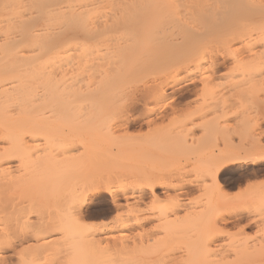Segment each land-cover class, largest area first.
<instances>
[{
	"label": "rangeland",
	"instance_id": "374dc122",
	"mask_svg": "<svg viewBox=\"0 0 264 264\" xmlns=\"http://www.w3.org/2000/svg\"><path fill=\"white\" fill-rule=\"evenodd\" d=\"M115 1L111 2V0H108V1H103L104 2L103 3L101 0L100 2L103 4H100V5L97 4V8H100V9H95V12H96V10H98L97 11L98 13H96V14H98V16L93 17V18L98 17V19L99 18L102 19L100 22L104 25V27H106V32L108 34H106L104 37H102L103 39L105 38L104 40L99 39L100 40L99 45L101 43V40L103 41L102 44L100 45V48H102V49H100L98 47L101 55L98 52V54H99L98 57H100V58L97 59V57H96L97 61L95 59H93L98 64H96L93 61L94 65H92V63H90L92 61H90L89 66L92 65L91 66L92 68L91 67H90L91 69L87 68L91 71H94L96 69L97 72H99V70H100V72L108 71V68H109V70L111 68V70H110L111 73L112 74H113V72L115 73L113 75H110L108 78L111 81L112 87L109 86L110 85L108 83L109 80H108V82H106L104 84V86L105 85H108V86L107 87L103 86L104 88L102 87V89L100 87H96V86L91 87V89L93 88V92H94V90H95V92L99 91V94H104L105 88L110 89V91H111V89H113L112 93H114L113 92L114 90L116 92L114 94L115 95L114 97H116V99L114 98L115 100L114 99L112 100L110 98L112 101H115V103L114 102L110 103L112 107L110 106V104L105 105V106H109L108 109L106 108L108 111H109V109L114 108L113 111L112 110L109 111V113L112 111V114H114L109 118L110 123H109V126H107V128L110 129V130L108 129L109 132H108L106 126L103 128V132L106 130L108 132L106 134V136L110 135L108 137L109 139L108 138H101L99 136V133H97V134L94 133V132H97L95 129L86 128L87 126H83L84 130L81 129L82 127H80L81 131H80L78 126H77L78 127L77 129H76V127H74L73 128L74 130L71 128L67 129V127H65V128L62 127L63 131H60L62 129L59 127L58 128L60 130L57 128L51 127L52 129H55V131L49 132L47 130V132H45L44 135L42 134L41 137L44 138L46 136H48V137L51 136L52 138L59 140V141L56 140V142H61L60 138L61 139L64 138V140L67 138L66 140L68 142L69 141L70 142L68 143L67 141H65V142H67L66 143L67 145L65 144V142L63 143V145H66L64 147L65 149L63 147H62L63 149L62 148L60 149L58 147V150L57 149L53 150V152L50 153L48 148H47L48 150H45L46 148L40 147V149L38 148V151L35 150V148H34V150H35L34 151L33 147L32 148L30 147L31 150H33V153H30L32 156L28 155V156H31L30 159H28L29 157H25L23 155L24 154L23 152H26L27 149L29 150V147L26 148V147L22 146L23 149H21L22 147H18L17 144H15V146L12 147V149L17 152L16 153L17 158L16 157H14L15 159L12 158V161L10 160V162L8 163V164L12 163L14 166L10 170L11 173L8 172V174L6 175L7 180L4 179L5 177L3 178V180L1 178V180H2V183L4 181V184H5V181H7L6 184L8 183V185H9V182L12 181L11 182L12 188H11V185H9L10 188L9 187L8 188H9V190L13 189V184H14V190H10V193H9V190H6L3 188V186L5 187L6 184L2 185V187L0 186L1 189H3V191L5 190L4 192L0 191V254L2 253L3 255L2 254L1 255L4 257H5V254L7 257L9 256V258H7V257H5V258L8 259L10 264H17V263L23 264L22 263V262H24L23 259L26 260L25 262L27 264H37V263L38 264H62L61 260L65 259V257H63V255H62L63 253L61 254L58 251L59 248H61L58 246L59 245L58 242L68 240V239L59 237V236H62L61 233L49 234V236H47L43 239L42 238L40 239V240H44V239L45 240H51V238H52V240L53 239L54 240L59 239V241L57 243H54L55 246L52 245L53 243L51 244V246H54V248L52 249L54 251L50 250L51 252H49V253L39 254L40 255L38 257L39 259L37 258L38 260L35 261L34 263L30 262V261H32L30 259L31 256L29 258H28V256L30 254L32 255V251H30V250H33V248H35L32 246V244L35 245V243L37 242L36 239H38V238L33 236V235H32L33 237L30 236V238H28L29 237V235H28V237L25 238V240H27V241H24L22 239L23 238L22 235L24 234L23 230L25 232H27V230L32 229V227L34 225L33 221H37V222L40 221L41 217L39 215V213H40L39 211L45 210V212H43V213L41 212L42 217H45V213L48 212L44 219H50L51 214L54 212V209H55L54 207H56V209H57V206L55 203H51L50 204L51 207L48 205V206H46L45 209H43V206L37 205V203L41 204L40 201L43 200V196L46 195V196H50L49 198H51V196L56 192L57 188L55 185H53V183L52 184L46 183V187H45L44 182H45L47 177H50V175H48V174H50V172H52V171H49L48 169H51V168H52L51 170L55 169L56 166L58 165V162L62 161V158L64 159V157H65L64 155L67 154L66 153L67 147H69V149L67 148V151L76 147L77 152L81 151V153L85 152L86 154H92V153H94V151H97L99 149V147H102L103 150L106 151V153L109 151V152H111V154L115 153V155L117 157L122 156V158H123L121 160L122 164L120 167H119V165L117 167V168H119V170L121 168V172H123L122 173L123 176L122 175H120V176H122L123 177L122 179H124V177L128 173L127 176H130V178L132 177L131 179H132V181L134 180L133 183L137 186V188L138 187H144L145 188L144 191L146 192V194H145L146 196H144L143 198L138 199L136 196H134L130 200L131 203L133 204L131 208H132L133 214L135 216V219L133 221L134 222L133 225L128 227L127 229L116 228V229H118V230L115 229L116 231L111 230L112 228H110V227H112V224H114L113 221H115V220L117 221V220L121 219V217L123 218L128 213V207L125 204L126 203L125 200L123 198L121 199V202L123 205L119 206L122 208H119V207H116L114 205V203L111 200V195L107 191H104V192L102 191L98 195L97 194L96 195L90 194V196L87 200V203L88 202L89 203L87 204L88 206H86L88 208H85L86 213L84 215V218L81 220V224L83 223L85 227L81 228V230L79 231L80 233L83 231L81 236L78 235L81 239L79 237H77V238L82 240V237H83L84 238L83 240H89L90 237H89V239H87L86 237H88V235L91 236L92 233H95V236H96L95 238H97L95 240H98V239L108 240L109 238L108 239L106 238L108 235H111V236L115 235V237H116V235L119 234L118 240L119 239H120V241L129 240L130 242L129 241L127 242V243H129V247L127 250H123L122 253L121 252H117L116 254L113 253L114 254L113 256H112V254H110V256L114 260L115 259L117 260V262H119L118 259L120 257H123V256L125 257V255H126V257H128V255H130L129 259L131 258L132 261H129V262L131 264H139V263L145 264V262H144L145 259H146L145 261H149V262L151 261L152 262V260H156V258H157L159 264H162V263L163 264H172V263L174 264V262L171 260V258L173 257V255L178 253L176 251H179V249H178V242H172V239L173 240H179L181 236L182 237L184 236V238H181V240H187V238H186L187 236H185V235L189 234L190 231H192V232H190L192 234L193 231L195 230V227L190 228L191 230L185 229L187 231V232H184V233H186L185 235H182V234L181 235L179 234V236L177 235L179 239L177 237H175V238L171 237L170 238V237H167L165 235V232H164L165 228H163V226L165 227L166 222H168V220L173 219L177 216L178 217L181 216V220H186V217H187V219H189V218L193 217V214H194V216H196L199 212L202 211V209H204V210L201 212V214H200L201 216H202L203 212L206 210H207V212L210 213L208 215L205 212V214L208 215V217L215 218L219 214V213H217L220 210L219 209L220 206L218 204H216L214 202H212V203L210 202L211 205H209V206H211V207L208 208L209 206L206 205L207 203H205L208 200L207 197H209V196L211 197V196H213V194H216L220 191L219 188L217 187L216 182L213 179V175H212V170H214V167L211 164L213 162V158L220 153H224L225 151H226V154L228 153V156L231 155L229 157L236 156V155H242V154L244 155L246 153V151H250V149L252 150L254 147L260 146L261 144L264 145V137H263L264 136V80H263L264 79V77H263L264 76V74H263L264 73V53H263V51H264V39L262 41V38H264V36H262V35L264 33L261 32L262 29L259 30V28L258 29L256 28V27H262L261 23H263V26H264V0H254V1L251 0L253 2V4H252L253 6H251V3L249 2L250 0H231V1H234V3L237 2L236 4H234L233 2L229 3L228 1H230V0H227V1L226 0H219V1L218 0H208L209 2L206 0L207 3L205 2L206 4H204V3L203 4L204 5L208 4L209 7H206V6L204 7V5L199 4V3H202V1L204 2V0H202V1L200 0L199 3H198L199 0L198 1L197 0H189V1L185 0L186 3L183 0V2L181 1V4H183V6L181 4H179L180 3L179 0H177L179 3H177V1L174 2L175 0L173 2L171 1L173 4L170 2V0H169V3H168V0L167 1L166 0H162V1L155 0V1H152L153 3L149 2L151 0H149V1L147 0L148 3L146 0H144L146 3L143 2V0H142L140 3L138 1V3L140 5L138 3H136L135 6H134V2L132 0H130L131 3L128 0H119L118 2H115ZM123 1H124L125 6L123 4ZM165 1L167 2L166 4H165ZM191 1L194 4H192ZM195 1L197 2L196 4H195ZM224 1L227 3L225 4ZM258 1L262 6L261 11L257 12L255 10L256 13H253L254 9L251 8V10H252V11L250 10L252 12L251 13L249 11V9H247L248 7H246V6H248L250 4L249 6L254 8L255 5L258 4L257 3ZM135 2H137V1H135ZM160 2H162V3H160ZM254 2L256 3L255 5H254ZM106 3H109V4H106ZM175 4H177V6H175ZM197 4H198V6H197ZM238 4L242 7V9L239 7ZM105 5H106V7H105ZM180 5L183 8H181ZM194 5H196V7H198L197 9L195 8V10H197L196 12H192V10L194 9ZM235 5H236V7L234 8ZM242 5L244 7H246V9L244 8L245 10L243 9ZM136 6H138V7L136 8ZM139 6H140V8H139ZM142 7L144 9H141ZM168 7H172V9L171 8L167 9ZM173 7H175V9ZM186 7H188V8H186ZM189 7L190 8L192 7L193 9H190ZM102 8H105L104 11ZM113 8L115 10H113ZM126 8H127V10H126ZM155 8H158L159 11H158V9L155 10ZM165 8H166V10H165ZM179 8L182 9L184 14L182 13L180 15V13L182 11L180 10V13H179V10H178ZM200 8L203 10H200ZM134 9H136V10H134ZM170 9L174 10V12L170 11ZM99 10H101L100 11L101 13L99 12ZM160 10H164L167 13V15L163 14V12ZM167 10H169V11H167ZM195 10H193V11H195ZM199 10L201 12H198ZM204 10H206L207 12L206 11L203 12ZM243 10L246 11L247 13L249 11V13L251 15L257 14L258 16L257 15L251 16L250 14L245 13ZM130 11L133 13V15H132V13H130ZM177 11H178V13H176L177 14L176 15L175 12H177ZM262 11H263V13H262ZM91 12H92V10H90L89 14ZM95 12L94 13L92 12V13L95 14ZM157 12H159V14ZM187 12L189 14H187ZM224 12H226V13H224ZM233 12H235V13H233ZM259 12H261V13H259ZM141 13H142V15H141ZM168 13H169V15H168ZM194 13H196V14H194ZM99 14H102V16ZM130 14H131V16H130ZM154 14H155V16H154ZM170 14L175 15L176 17L175 16L172 17V15H170ZM90 15L92 16V14H90ZM139 15H141V16H139ZM151 15L154 16L155 18L152 17L153 18L152 19ZM188 15H190V16H188ZM126 16H128V17H126ZM146 16H147V18H146ZM166 16H168V17H166ZM124 17H125V19H124ZM256 17H258V18H256ZM93 18H92V21H93ZM133 18H135V21L137 20L136 23L132 22ZM172 18H173V21H172ZM215 18H217V20ZM126 19H127V21H125ZM149 20H151V21H149ZM156 20H158V21H156ZM167 20H168V22L170 21L173 23H170V22L168 23ZM185 20H186V22H185ZM197 20H198V23H197ZM94 21H96L97 23L99 22L97 19ZM174 21H176V22H174ZM179 21L181 23H179ZM96 22H94V24H96ZM100 22L96 25H100L101 24ZM145 22H147V23H145ZM106 23L110 24L109 27L105 26ZM123 23L124 24L127 23V24H125L127 28L125 27V25ZM149 23H151V24L149 25ZM189 23H190V26H189ZM213 23H214V25H213ZM146 24H148V26ZM178 26L179 27L182 26V27L179 28ZM254 27H255V29H254ZM155 28L158 31H156ZM173 28H174V30H173ZM196 28H199V29H196ZM111 29H113V30H111ZM114 29H115V31H114ZM192 29H195V30H192ZM236 29H238L237 31H239V32H241V30H242L243 33L246 32L243 30H247L245 36H243V33L242 34L240 33L241 36H243L245 40H243V37H242V39H240L241 38L240 37V38H238V41H236L237 38L233 36L234 33L239 34V32H237ZM182 30H183V32H182ZM203 30L204 31L206 30V31L204 32ZM233 30H234V32H233ZM255 30H257V33L255 32ZM258 30H259V32H258ZM110 31H111V33H110ZM190 31H192L193 33H191ZM196 31H198L197 33H199L203 37L200 36L198 38V36H197V38L195 39L196 35H198V34H194V32H196ZM199 31H201V32H199ZM229 31L231 33L232 32L233 33L231 34ZM248 31H249V33H248ZM251 31H253L254 33ZM189 32L191 33L190 35H189ZM260 32H261V34H260ZM263 32H264V30H263ZM173 33H175V34H173ZM247 33H248V38H245V37H247ZM109 34H111V35H109ZM121 34L123 35V37ZM177 34H179V36ZM237 34H235V35H237ZM250 34L253 37H249ZM258 34H259V36L261 35L262 38L257 37ZM188 35H189L188 41H191L192 43L187 42L186 36H188ZM227 35L229 37L233 36V39L236 38V40H234L236 42L231 43L233 46H231V44H230L229 48L231 50H229V48L226 47L225 44L223 45V43L227 40L223 41L222 39H224V37L228 38ZM230 35H232V36H230ZM106 36H108V38ZM132 36H134V37H132ZM159 36L161 37V39H163V37L165 39V38H167V36H169L176 41L178 40V43L180 41V43L183 44V46H185L186 48L183 47L180 43H179V45H181V46L177 45L178 48L175 46L176 49H174L175 47L171 48V47L165 46L166 49L167 48L170 49V50H165V47L163 46V48H160L161 51L159 50L160 54L157 52L158 55H160V56L165 55V54L172 56L174 51L175 52H176V50L179 51V48H180L181 54L179 53L180 55H178V57L176 59L174 58L165 64L161 63L159 61L157 63V60L154 59L155 61L153 63L152 62L149 63L150 66L145 65L146 66V68H145V66L141 64V62H143L142 59L143 58L146 59L145 56H143V53H144V51H146L148 49V47L150 46L149 44H153V45L155 43H156L155 45L158 44V42H156L155 40L157 37H158V39H160ZM152 37L155 39H152ZM183 37H185L184 40H183ZM80 38L82 40V37H79L77 41H80L79 40ZM181 39H182V41H181ZM193 39H195V40H193ZM209 39L211 41H208V43L209 42H211V43L206 44L207 40H209ZM229 39L231 40L232 38H229ZM229 39H228V41L230 43ZM233 39L231 42H233ZM247 39L250 40V42L248 41L249 43L247 42ZM251 39L252 40L255 39V41H259V39H260L263 43L260 41L259 43H256L257 45H253L252 47H250V45H252L253 42H255V41L251 42ZM99 40H97V41H99ZM136 40L138 42H136ZM185 40H186L187 44L185 43ZM93 41L95 42L96 40H93ZM120 41L122 42V44ZM151 41L153 43H151ZM119 43H120V46H123L126 44L129 45V46L127 45V47L126 46L123 47V49L126 48L125 49L126 52L127 53L129 52V53L126 55V57H124L125 59H122V60H120L121 58L118 59V57H117L118 55L117 56L115 55V54H117V52L119 53V51H118L120 48ZM184 44H186V45H184ZM248 44L250 47L249 49H251L250 52L252 51V48L254 49V51L256 49V51H258L257 54L259 53L258 54L259 57H256V53L253 56L254 51H252L251 52L252 54H250V52H248L249 49L246 48L244 50V48L247 47ZM258 44H259V46H258ZM95 46L96 45L94 44L93 47H95ZM118 46H119V48H118ZM136 46L139 48H137ZM130 47H133V49ZM135 47L137 50L134 49ZM116 48H117V50H116ZM227 48L231 52H227L226 51ZM241 48H242V50H241ZM257 48H259V49H257ZM121 49H122V47H121ZM171 49H172V51L173 50L174 51L172 52ZM181 49L183 50L184 53L182 52ZM237 49H239V52ZM111 50H114L113 52L115 54L114 53L113 54L115 56L113 55V57H116L115 61H114V58L111 57V54H112ZM240 50H241V52H240ZM259 50H260V52H259ZM162 51H164V52H162ZM169 51L172 53H170ZM178 51H177V53H178ZM235 52H236V56H234ZM133 53L135 54V56ZM139 53H140V55H139ZM102 54H104V55L102 56ZM248 54H250V59H249ZM108 55H109V57H108ZM121 55H123V54H121ZM251 55L253 57H256V59L252 58ZM104 56H107V57H104ZM201 57H203V61H202ZM251 58L253 60L254 59L255 60L254 61L252 60L253 62H251L250 61ZM197 59L199 61L198 63H197ZM225 59H226V61L224 62V64L221 65L220 69L217 70V72H216L217 74L212 73L213 71H211V70L214 67V64H215L214 62L215 61L217 62L218 60L223 61ZM200 62H202L201 65H199ZM102 63H104V65H105V67L103 66L104 68L101 66ZM99 64H101V65H99ZM95 65L97 67H95ZM151 65H152V68H151ZM128 66H130V67H128ZM202 66L205 69H203ZM127 67H128V70H130V71L127 70ZM147 67H149V68H147ZM115 68H116V70H115ZM139 68H140V70L138 71ZM206 68H209V70H207ZM75 70H77V69H75ZM75 70H73V71L75 72ZM89 70H87L88 72L87 71L86 72L90 73ZM199 70L200 71L203 70L201 72L202 74L199 72ZM78 71L79 70L76 71L77 73L75 72L77 75H78ZM120 72H121V74H120ZM197 72L199 75L197 74ZM75 73H73L74 77L72 76L71 80L73 79L72 81L75 83V85H77L76 84L77 80H75V79L77 77L80 78L81 73L78 76ZM131 73H132V75H131ZM208 73L210 74V76L212 75V78L209 76L211 80L209 79V77H207L208 79L206 80V78H205V81H203L204 77L209 75ZM82 74H86V73L83 71ZM126 74L129 76H127ZM260 74L261 75L263 74V76H261ZM124 75L126 76V78H124L125 77ZM75 76H77V77H75ZM117 76H119V77H117ZM202 76H204L203 79H202ZM213 76H214V78H213ZM191 77H194L195 79L198 78L194 84L190 85V88L191 87L192 88L198 87L197 88L198 90L194 91V93L193 92L190 93L188 91V89L186 87H184L183 89H181V92H178L177 94H173L170 89H167L166 94L163 95L162 92L160 91L161 89L160 88L158 89V87H157L160 85L164 86L168 81H170V82L171 81H177L178 83L184 84V81H186V79H189ZM111 78H112V80L113 79L115 80V81L113 80L114 81L113 83H112ZM136 79H139V80H136ZM129 81H131V82H129ZM204 82H207V83L209 82V83L204 84ZM144 83H146V84H144ZM148 84H149V86H147ZM150 84L151 85L153 84V86L156 87L157 89L156 88L152 89V87L150 89ZM205 85H207L206 90H204V88H203V87H205ZM108 87H110V88H108ZM144 87L146 88V90L149 88L147 91H149L151 93V94L148 93L149 95L147 96L148 97L147 101H145L147 98L145 93L147 91L146 90L144 91ZM96 88H99L100 90H98ZM107 89H106V92L108 91ZM151 90H153V91H151ZM102 92H104V93H102ZM143 92H145V93H143ZM95 94H97V92ZM133 94H134V96H133ZM143 94L146 98H144ZM155 94H156V96H155ZM140 97L144 98V100L141 98L143 101H140L141 100ZM135 100L136 101L139 100V102H137L138 104L136 103V106L134 107L135 110L133 109V112H132V111L128 110L127 108H129L128 106H130L132 101H135ZM144 101L146 103L148 101L149 102L146 105H144ZM162 104L165 106L160 107ZM145 106H146V108H145ZM224 106L226 108H223ZM227 107H229V108H227ZM143 108L146 109L147 112ZM162 108H163V110H162ZM214 108H215V110H214ZM142 109L144 110V112H142L143 115L141 113ZM197 110H203V111H201V113L197 114V112H199ZM120 111H122V112H120ZM124 112L126 114H124ZM149 112H152V113H149ZM192 113L193 114L195 113L194 114L195 117H194V115H192ZM118 115H120V118ZM128 115L131 118H134V117L135 118L141 117V118L139 120H137L136 123H132V125L125 126L126 128L123 126L124 128L122 127L123 128L122 129L121 128L122 122L120 119H123V118H125L124 116H128ZM67 116L70 118V115H67ZM121 116L123 118H121ZM190 117H192V119ZM81 118L82 119L83 118H86V119L89 118L90 119V117H87V116L86 117L84 116ZM88 120H86L87 124L91 123V121H90L91 119L89 121ZM106 120H108V118ZM209 123H210V125H209ZM106 124H108L107 121L105 122V125ZM150 124H151V126H150ZM110 125H111V127H110ZM213 125H214V127H213ZM208 126H209V135L207 133L208 130H205L208 128ZM56 129L59 131L58 133L56 132ZM49 130H51V129H49ZM89 130L94 131V132L90 134ZM211 130L213 131L212 135H211V132H212ZM111 135H114V137L116 136V138L114 140L111 139V138H113V137H111ZM53 136H55V137H53ZM205 136L208 138H206ZM211 136H212V139H211ZM79 137H83V138L88 137L90 140L89 141L86 140L82 144L81 143L78 144V142H76L77 144L76 143L74 144L71 141V139H76ZM259 137H260V139H259ZM92 139L94 141L95 140L96 141L94 142ZM184 140H185V142H181ZM190 141H192V142H190ZM27 144H29V143H27ZM60 144L61 143H58V144L56 143V145H60ZM192 144L194 147H191ZM189 145L192 148V150L189 149L190 148ZM244 145H245V148H244ZM121 146H123V147L125 146V147L123 148ZM15 148H17V149H15ZM247 148H249V149L247 150ZM242 149H244V150L242 151ZM22 150H23V152H22ZM90 151H92V152H90ZM191 151H193V152H191ZM30 152H32V151H30ZM218 152H220V153H218ZM263 152H254V154L251 155V158L257 157L258 155H260ZM55 153H57V154H55ZM156 154H158V155H156ZM45 155H47V156H45ZM115 155H114V157L116 159L117 157ZM154 155L156 156L155 158H157V159L154 158ZM48 156H49V158H48ZM133 156H135V157H133ZM148 156L149 157L151 156V157L149 158ZM50 157H53V158H50ZM47 158L49 159V162L47 161L48 160ZM251 158H249V159L247 158L246 161L241 160L238 162L237 161L229 162L228 164L225 165L222 175H220V182L222 184V187L220 189H221L222 194H224V198L227 199V201H228V199H231L232 202L235 203L237 206L238 205L241 206L240 208H238L239 206L237 207L235 205L234 208L237 207L238 209L237 208L236 209L243 212L244 215H249V216H246L247 220H244V222H242V224L236 225V226L229 225L228 228L225 229L226 232H223L224 234H222V237L220 240H227L228 246H230V247H233L236 244L237 240H250V241L264 240V228H263L264 227V225H263L264 224L263 223L264 222V213H263L264 212V205H263L264 204V197L262 196L263 197V199H262V197H261L262 194L260 193V191L262 190L263 187L259 188V189H261L260 191H257L254 189V188L258 189V186L264 184V158L262 159V161L260 160L259 162L255 163V164L253 162L254 160ZM147 159H149V160H147ZM50 160H52L53 162ZM24 161H25V163H24ZM41 162H44V163H41ZM54 162H56V163H54ZM50 163L51 164L54 163V164L51 165ZM104 163H102V164H104ZM8 164H6V167L9 166ZM39 165H40V167H39ZM46 165H47V170H45ZM37 166L39 168H37ZM50 166H52V167H50ZM101 166H104V165H99L98 167H101ZM98 167L97 168L94 167L96 169H93V167H92V169H91L92 173H93V170H95L94 171L95 175H93L94 177L98 173L97 171H99V174H100L101 169L106 168L105 166H104V168L101 167V169H99ZM90 168L88 170L91 173ZM130 169H132V170H130ZM155 169L157 170V172ZM12 170L15 174L12 172ZM30 172H31V174H30ZM86 172H88V171H86ZM154 172H155V174H154ZM199 172H201V173H199ZM92 173H91V175H92ZM150 173L154 174L155 177L157 175H158V177H161L164 175L161 178H164L165 181L167 182L165 188L161 186V187H157L155 189V193H154L155 195H153L150 192V190L147 189L148 186L146 185L148 180H150V181L155 180V177L153 175L151 176ZM9 174H11V175H9ZM34 174H37L39 176V180H38V178L35 179V177H38V176L37 175L34 176ZM51 175H53V174H51ZM91 175H89V176H91ZM9 176H11V177H9ZM22 176H23V178H22ZM27 177H29V178H27ZM153 177H154V179H153ZM25 178L28 180H26ZM135 178L137 180L140 179L139 181L142 180L143 183L146 182V184H144L145 186L141 183L142 181L140 182L141 184H137V182L139 183V181H136V183H135V180H136ZM18 179H19V182L21 181L20 179L23 180L20 183L18 182L20 184L19 188L17 187L18 185L15 186V184H17V183H13V182L17 181ZM122 179H119V177L115 178L113 180V184L114 185L123 184L124 182L121 181ZM35 181L36 182L39 181V182L36 183ZM24 182L25 183L29 182V183L25 184ZM22 183H24V184H22ZM40 183L42 184V187L39 186V185H41ZM33 184H35L37 187L31 188ZM48 184L50 186L52 185L53 187H50ZM149 184L150 183H148V185ZM47 185L50 188L47 187ZM256 185H257V187H256ZM54 186H55V188H54ZM15 187L19 190H17ZM29 188H30V190H29ZM47 188H48V190H46ZM208 188H211V189H208ZM42 189L44 190V192ZM40 190L42 191L41 193L39 192ZM181 190L185 191V193L182 194L183 198H181L182 196L180 197V199L183 200L182 203L185 204V207L183 206L184 209L182 207L181 208L182 210L178 211L180 215L178 214L176 216V213H175L176 210L174 211V209L177 208V207H175V204H176L175 202H178V201H175V199H176V196L178 197V195L182 193ZM207 190L210 191V195L209 196L206 195L207 197L202 196V195H205L206 192H208ZM45 191H47V192H45ZM257 192H259L261 195H259V193H257ZM134 193L139 194V191L135 190ZM199 194L200 195L202 194L201 196L203 197V199L202 198H200V199H202L203 202L201 200H199V196H198ZM35 195H38V196H35ZM225 195H227V198L225 197ZM155 196H156V198H155ZM135 197L137 199H135ZM32 199L35 202L31 203ZM39 199H40V201H39ZM157 199H158V202H157ZM262 200H263V202H262ZM198 201H200L199 203H201V202L202 203L199 204ZM23 202L25 204H22ZM26 202H28V203H26ZM29 202L31 204H33V206L31 205L33 207V210L30 209L31 206H30ZM171 202L174 203L173 207H175V208H173V209H172V205H171L172 203ZM35 203H36V206L34 205ZM229 203L232 204L231 202H229ZM239 203H241V204H239ZM136 205H137V207H136ZM247 205H248V207H247ZM20 206L21 207L24 206L22 208V210H21ZM40 206L42 207L41 210H40ZM34 207H35V209H34ZM162 207H163V209L165 208V210H167L166 207H168L169 212H170L169 213L170 216L169 215L167 217H164L162 215L160 217L155 216L156 213L157 214L160 213V211H157V210H159V208H162ZM24 208H26L27 210L29 209L31 211H29L27 213L26 209L24 210ZM50 209H52V210H50ZM56 209H55L54 214L57 215L60 210L57 211L58 209L57 210ZM209 209H210V211H209ZM257 209H258V211H257ZM18 210H20V213ZM135 210L137 211V213ZM197 210H198V213H197ZM37 211H38V213H37ZM11 212H12V214H11ZM13 212L14 213L18 212V214L16 213L13 215ZM24 212H26V213H24ZM188 213L190 216L188 215ZM216 213H217V215L215 216ZM257 213H259V214H257ZM54 214H52V216H56ZM17 215H18V217H17ZM200 215H199V217H200ZM141 216H142V218H141ZM182 216H184V217H182ZM21 217H23V218H21ZM27 218H30V220L28 222H27V220H28ZM250 218L251 219L256 218L257 220L256 219L255 220L258 221V223L257 222L252 223L249 226H247L246 228H243V225L245 223H247L248 219H250ZM18 220L21 222V225H20V222ZM25 220H26L27 224L25 223ZM28 223L29 224L31 223L32 225H29ZM28 226H30V229L26 228ZM108 226H109V231H108ZM17 228L20 231V235L18 237H17V233H16V231H18ZM105 229H106V231H105ZM19 231H18V234H19ZM87 231L89 233L90 232L91 233L89 234ZM111 231H112V233H110ZM227 231L229 232V234H227ZM194 232L195 233L197 232V228ZM198 232L202 233V235H204V239H207L211 236L210 231L204 232V230H202V231L198 230ZM195 233H193V234H195ZM92 236H94V235L92 234ZM92 236H91V239H92ZM115 237L111 238V240H114V239L117 240V237L116 238ZM169 238H170V240H169ZM69 240H72V239H69ZM233 240H234V242H233ZM167 241H168V244H165V243H167ZM61 244H63V243L61 242ZM150 244H152V245H150ZM134 245H137V248ZM140 245H142V246H140ZM155 246L158 248V250L160 252H158V250H157L154 253V251L156 249ZM165 246H168V247H165ZM30 247H33V248L30 249ZM147 247L149 249L151 247L149 252L147 251L148 250ZM143 248H147V249H144L145 250L144 251ZM137 249H140V251H142V254ZM23 250L24 251L29 250L30 254L26 252V255H25V252ZM125 251H127L128 253L126 252V254H125ZM23 252H24V254H23ZM138 252H140V253H138ZM144 252H145V254H146V252H147V254L148 253H150V254L144 255L145 256L144 257L143 256ZM58 253H60V254H58ZM136 253H137V255H136ZM151 253H153V255H152L153 259H149V257L152 258L150 256ZM105 254H107V253H105ZM21 255L22 256L24 255L22 257V260H21ZM108 255H107V257H108ZM118 255H119V257H118ZM132 255H133V259L131 257ZM154 255L156 257H154ZM134 256H136L135 257L136 259L134 258ZM126 257L121 258V259L125 260ZM105 258H106V256H105ZM108 258H110V257H108ZM108 258H106V259L110 262V260H112V259L111 258L108 259ZM140 258H142L141 259L142 262L140 261ZM158 258H160L161 260H162V258H164L163 261L165 263L163 261L161 262V260H159ZM134 259H135V261H134ZM137 259H139V260H137ZM157 260H156L155 264H157ZM122 261H120L119 263L120 264L121 263L129 264L127 262V260L125 261L127 263H124ZM111 263L116 264V261L111 262ZM152 264H153V262H152Z\"/></svg>",
	"mask_w": 264,
	"mask_h": 264
},
{
	"label": "bare ground",
	"instance_id": "6f19581e",
	"mask_svg": "<svg viewBox=\"0 0 264 264\" xmlns=\"http://www.w3.org/2000/svg\"><path fill=\"white\" fill-rule=\"evenodd\" d=\"M101 0H0V186L2 187V185H5L7 181H5V184H4V181L2 183V180L3 178L6 179V175L9 173H11V169L13 168V164H8L10 162V160L12 161V158L16 157L17 158V152L14 151L12 149V147L15 146V144H17L18 147H29V150L27 149L26 152H22L24 153L23 155L25 157H29L28 159H30V157L32 156L30 153H33V150L35 148V150L38 151V148L40 149V147H44L46 148L45 150H48L51 152H53V150H58V147L61 149L62 147L64 148L67 144V138L64 140L61 139L60 137V141L61 142H56L59 141L58 139H55V138H52L51 136H46L44 138L41 137V135L45 132H47V130L49 132H54L55 129H52V128H61L62 130L60 131H63V128L67 127L68 128H71L73 129L74 127H76V129L79 127H82L81 129H83V126H87L86 128H92V129H95L97 132H94V131H91L89 130V133H99V136L101 138H108L110 135L106 136V134L109 132V128H107V126H109V123H110V120L109 118L114 115L112 114V111L113 109L111 108V104L110 103H115V101H112L114 98L116 99V97H114L115 95V90L113 91L114 93H112V90L110 91V89H107L105 88L104 89V94H99V91H96L97 94H95V90L93 92V88L91 89V87H100L102 89V87L104 86V84L106 82H108L109 80V86L112 87L111 85V81L109 78L110 75H113L115 74L113 72V74L111 73V68L109 70L108 68V71H102L100 72H97L96 69L94 71H91L87 68H90L92 65H94V62L96 63L97 59H99L100 57L99 54L101 55V53L99 52V48H100V45L102 44V40H101V43L99 45V42L100 40L99 39H103L102 37H104L106 34H108L106 32V27H104V25L100 22L102 19H98L97 18H93V17H96L98 16V13L96 10L95 12V9H100V8H97V4L100 5V4H103L104 2L103 1H108V0H102L103 3L100 2ZM112 1H115V0H111ZM119 0H116L115 2H118ZM130 1V0H128ZM134 2V6L136 3H139L142 1V0H132ZM137 1V2H135ZM147 1V0H146ZM149 1V0H148ZM147 1V3H148ZM152 1H155V0H151L149 1L150 3ZM158 1H162V0H158ZM167 1V0H166ZM165 1V4L167 3ZM173 2L174 0H170V2ZM177 0H175L174 2H176ZM181 1L183 2V0H179V2L177 1V3L181 4ZM185 1V0H184ZM189 1V0H188ZM198 1V0H197ZM202 1V0H201ZM208 1V0H207ZM219 1V0H218ZM227 1V0H226ZM254 1V0H252ZM251 0L249 1L251 3V6H253V2ZM100 2V3H99ZM121 2V1H120ZM119 2V3H120ZM143 2H145L143 0ZM164 2V1H163ZM171 2V3H172ZM200 2V0L198 1V3ZM206 0H204V2L202 1V3H199L200 5H204L206 4L205 3ZM209 2V1H208ZM225 2V1H224ZM229 3L233 2L234 1H228ZM131 3V1H130ZM138 3V4H139ZM146 3V2H145ZM144 3V4H145ZM153 3V2H152ZM162 3V2H160ZM168 3H169V0H168ZM186 3V1H185ZM192 4H194L192 1H191ZM197 2L195 1V4ZM204 3V4H203ZM227 2H225L226 4ZM237 3V2H236ZM234 3V4H236ZM258 4H256L254 2V5L255 7H251V6H246L248 7L247 9H249V11L252 9H254V12L253 13H256V11H261V4L259 3V1L257 2ZM106 4H109V3H106ZM116 4V3H115ZM123 4H124V1H123ZM164 4V3H163ZM173 4V3H172ZM171 4V5H172ZM233 4V5H234ZM248 4V3H247ZM260 4V5H259ZM117 5V4H116ZM140 5V4H139ZM170 5V6H171ZM183 6V4H181ZM180 5V6H181ZM239 5V4H238ZM109 6V5H108ZM107 6V7H108ZM125 6V4H124ZM133 6V5H132ZM143 6V5H142ZM158 6V5H157ZM163 6V5H162ZM174 6V5H173ZM175 6H177V4H175ZM179 6V7H180ZM181 6V8H183ZM192 6V5H191ZM198 6V4H197ZM209 7L208 4L207 5H204V7ZM213 6V5H212ZM230 6V5H229ZM243 6V5H242ZM99 7V6H98ZM103 7V6H102ZM106 7V5H105ZM112 7V6H111ZM110 7V8H111ZM114 7V6H113ZM117 7V6H116ZM138 6H136L137 8ZM167 7V6H166ZM193 7V6H192ZM190 8V9H193V8ZM217 7V6H216ZM215 7V8H216ZM226 7V6H225ZM236 7V5L234 6V8ZM239 7L242 9V7L239 5ZM246 7L243 6V9ZM250 7V8H249ZM115 8V7H114ZM113 8V10H115ZM140 8V6H139ZM172 7H168L167 9H169ZM175 9V7H173ZM178 8V7H177ZM188 8V7H186ZM195 8L197 9L198 7H196V5H194V9ZM202 8V7H201ZM200 10H203L201 9ZM232 8V7H231ZM103 11L105 8H102ZM131 9V8H130ZM141 9H144L143 7ZM140 9V10H141ZM146 9V8H145ZM158 9V8H155V10ZM170 11H173L174 10H171ZM238 9V8H237ZM236 9V10H237ZM244 9V10H245ZM90 10H92V12L95 14H93L92 12L90 14H92V16L89 14ZM112 10V9H111ZM110 10V11H111ZM112 10V11H113ZM117 10V9H116ZM127 10V8H126ZM125 10V11H126ZM136 10V9H134ZM138 10V9H137ZM149 10V9H148ZM166 10V8H165ZM177 10V9H176ZM179 10V13H180V10L182 11V9H178ZM192 12H196L197 10L193 11ZM198 11V12H201V11ZM210 10V9H209ZM226 10V9H225ZM235 10V9H234ZM239 10V9H238ZM243 10V11H244ZM256 10V11H255ZM101 10H99L100 12ZM118 11V10H117ZM159 11V9H158ZM163 12V14H166L167 13L164 11V10H160ZM169 11V10H167ZM187 11V10H186ZM206 10H204L203 12H205ZM211 11V10H210ZM215 11V10H214ZM242 11V10H241ZM248 11V13L246 11H244L245 13L247 14H250ZM252 11V10H251ZM250 11V12H251ZM127 12V11H126ZM189 12V11H188ZM187 12V14H189ZM191 12V11H190ZM207 12V11H206ZM238 12V11H237ZM101 13V12H100ZM104 13V12H103ZM130 13H132L130 11ZM143 13V12H142ZM141 13V15H142ZM148 13V12H147ZM156 13V12H155ZM159 14V12H157ZM161 13V12H160ZM178 13L175 12V14ZM183 13V11L180 13V15ZM209 13V12H208ZM226 13V12H224ZM235 13V12H233ZM252 13V12H251ZM261 13V12H259ZM263 13V11H262ZM127 14V13H126ZM136 14V13H135ZM174 14V13H173ZM184 14V13H183ZM196 14V13H194ZM193 14V15H194ZM211 14V13H210ZM223 14V13H222ZM102 16V14H99ZM133 15V13H132ZM137 15V14H136ZM139 15V16H141ZM150 15V14H149ZM169 15V13H168ZM172 15V14H170ZM177 15V14H176ZM179 15V14H178ZM186 15V14H185ZM192 15V16H193ZM198 15V14H197ZM196 15V16H197ZM208 15V14H207ZM220 15V14H219ZM246 15V14H245ZM251 15V14H250ZM253 15H257V14H253ZM251 15V16H253ZM100 16V17H101ZM119 16V15H118ZM123 16V15H122ZM131 16V14H130ZM155 16V14H154ZM154 16L151 15V18H155ZM160 16V15H159ZM164 16V15H163ZM175 15H172V17H174ZM184 16V15H183ZM190 16V15H188ZM195 16V15H194ZM199 16V15H198ZM217 16V15H216ZM258 16V15H257ZM128 17V16H126ZM168 17V16H166ZM165 17V18H166ZM176 17V16H175ZM182 17V16H181ZM186 17V16H185ZM200 17V16H199ZM221 17V16H220ZM92 18H93V21H92ZM116 18V17H115ZM147 18V16H146ZM152 18V19H153ZM159 18V17H158ZM178 18V17H177ZM219 18V17H218ZM253 18V17H252ZM258 18V17H256ZM98 20L101 24L100 25H96L98 24L96 21L94 20ZM125 19V17H124ZM129 19V18H128ZM131 19V18H130ZM142 19V18H141ZM151 19V20H152ZM217 20V18H215ZM132 20V19H131ZM139 20V19H138ZM149 20V21H151ZM170 20V19H169ZM176 20V19H175ZM180 20V19H179ZM190 20V19H189ZM127 21V19L125 20ZM124 21V22H125ZM130 21V20H129ZM128 21V22H129ZM137 21V20H136ZM135 18H133V23L135 22ZM141 21V20H140ZM153 21V20H152ZM158 21V20H156ZM160 21V20H159ZM171 21V20H170ZM169 21V22H170ZM172 21H173V18H172ZM178 21V20H177ZM94 22H96V24H94ZM115 22V21H114ZM168 22V20H167ZM168 22V23H169ZM176 22V21H174ZM186 22V20H185ZM184 22V23H185ZM191 22V21H190ZM112 23V22H111ZM131 23V22H130ZM147 23V22H145ZM155 23V22H154ZM167 23V24H168ZM170 23H173V22H170ZM179 23H181L179 21ZM183 23V22H182ZM197 23H198V20H197ZM216 23V22H215ZM124 24V23H123ZM127 24V23H125ZM124 24V25H125ZM139 24V23H138ZM151 23H149L150 25ZM192 24V23H191ZM219 24V23H218ZM217 24V25H218ZM262 24V27H256L257 29L259 28V30L262 29V33L263 30H264V26H263V23ZM110 24H107L105 26L109 27ZM113 25V24H112ZM118 25V24H117ZM148 26V24H146ZM145 25V26H146ZM165 25V24H164ZM171 25V24H170ZM183 25V24H182ZM185 25V24H184ZM199 25V24H198ZM214 25V23H213ZM102 26V27H101ZM120 26V25H119ZM163 26V25H162ZM189 26H190V23H189ZM197 26V25H196ZM259 26V25H258ZM105 29H104V28ZM122 27V26H121ZM126 27V25H125ZM174 27V26H173ZM179 27V26H178ZM182 26H180L179 28H181ZM188 27V26H187ZM193 27V26H192ZM191 27V28H192ZM206 27V26H205ZM115 28V27H114ZM127 28V27H126ZM154 28V27H153ZM168 28V27H167ZM171 28V27H170ZM184 28V27H183ZM186 28V27H185ZM109 29V28H108ZM107 29V30H108ZM120 29V28H119ZM124 29V28H123ZM131 29V28H130ZM129 29V30H130ZM196 29H199V28H196ZM255 29V27H254ZM113 30V29H111ZM132 30V29H131ZM146 30V29H145ZM156 31H158L156 28H155ZM161 30V29H160ZM171 30V29H170ZM174 30V28H173ZM179 30V29H178ZM192 30H195V29H192ZM207 30V29H206ZM205 30V31H206ZM238 29H236L237 31ZM258 30V32H259ZM115 31V29H114ZM155 31V32H156ZM167 31V30H166ZM189 31V30H188ZM187 31V32H188ZM204 31V30H203ZM204 31V32H205ZM243 31H246L247 30H243ZM109 32V31H108ZM113 32V31H112ZM125 32V31H124ZM162 32V31H161ZM174 32V31H173ZM180 32V31H179ZM183 32V30H182ZM181 32V33H182ZM191 33H193L192 31H190ZM189 32V35L191 34ZM198 31L194 32V34H198L196 35L195 39L198 38L201 36L203 37L202 35H200L199 33H197ZM201 32V31H199ZM230 32V31H229ZM234 32V30H233ZM232 32V33H233ZM239 32V31H237ZM245 33L242 32H239V34L237 33H234L233 36L237 38H234L233 39V36L232 37H229L228 35V38H225L222 39L223 41H225L223 43V45L225 44L226 47H230V44L231 43H234L236 41H238V38L242 39L243 36H245ZM253 32V31H251ZM255 32L257 33V30H255ZM260 32V34H261ZM111 33V31H110ZM166 33V32H165ZM172 33V32H171ZM180 33V34H181ZM186 33V32H185ZM231 33V32H230ZM231 33V34H232ZM243 33V36H241V34ZM249 33V31H248ZM248 33H247V37L245 38H248ZM254 33V32H253ZM130 34V33H129ZM170 34V33H169ZM175 34V33H173ZM228 34V33H227ZM237 34V35H235ZM252 34V33H251ZM250 34L249 37H253L252 35ZM111 35V34H109ZM114 35V34H113ZM122 35V34H121ZM165 35V34H164ZM179 36V34H177ZM188 36L187 37V42H191V41H188ZM240 35V36H239ZM129 36V35H128ZM127 36V37H128ZM166 36V35H165ZM171 36V35H170ZM175 36V35H174ZM182 36V35H181ZM255 36V35H254ZM264 36V34L262 35ZM79 37H82V40L81 38L79 39L80 41H77ZM108 38V36H106ZM123 37V35H122ZM126 37V36H125ZM134 37V36H132ZM192 37V36H191ZM257 37H261V35L259 36V34L257 35ZM130 38V37H129ZM160 39H158V37L156 38V42H158L157 45H153V44H149L150 46L148 47V49L146 51H144L143 53V56H145L146 59H142L143 62H141L142 65H147V66H150L149 63H153L155 60H157V63L158 61L161 62V63H167L169 62L170 60L172 59H176L178 57V55H180V48H179V51L176 50V52L171 51L173 52V55L172 56H169L167 54L165 55H158V53L161 51L160 48H163V46L165 47H177L178 46H183V44L179 45L178 43V40H174L173 38L167 36V38L164 39H161V37L159 36ZM185 37H183V40H184ZM229 38H232L233 39V42L232 39L230 40ZM255 38V37H254ZM262 38V37H261ZM105 39V38H104ZM103 39V40H104ZM136 39V38H135ZM152 39H155L152 37ZM193 39V40H195ZM228 39L230 40V43L228 41ZM239 39V40H240ZM257 39V38H256ZM264 38H262V41H263ZM93 40H96L95 42ZM99 40V41H97ZM180 40V39H179ZM236 40V41H234ZM243 40L244 37H243ZM90 41V42H89ZM143 41V40H142ZM182 41V39H181ZM208 41H211L210 39L207 40V43L206 44H209L211 42L208 43ZM222 41V42H223ZM242 41V40H241ZM250 42V40L247 39V42ZM252 41H255V39H251V42ZM261 40L259 39V41H255L253 42L252 45H250V47H252L253 45H257L256 43H259ZM261 41V42H262ZM97 42V43H96ZM121 42V41H120ZM124 42V41H123ZM128 42V41H127ZM136 42H138L136 40ZM246 42V41H245ZM248 42V43H249ZM133 43V42H132ZM145 43V42H144ZM151 43H153L151 41ZM185 43H186V40H185ZM192 43V42H191ZM263 43V42H262ZM95 44L96 46L93 47V45ZM122 44V42H121ZM187 44V43H186ZM184 44V45H186ZM243 44V43H242ZM261 44V43H260ZM99 45V46H98ZM128 44L126 45H123V46H120V43H119V53L117 52V54H115L113 51L114 50H111L112 54H111V57H113V55L115 54L118 59L122 60V59H125L124 57H126V55L129 53L126 52V48L123 49L124 46L127 47ZM133 45V44H132ZM136 45V44H135ZM190 45V44H189ZM229 45V46H228ZM244 45V44H243ZM117 46V45H116ZM129 46V45H128ZM138 46V45H137ZM136 46V47H137ZM143 46V45H142ZM224 46V47H225ZM231 46H233L231 44ZM241 46V45H240ZM247 46V45H246ZM259 46V44H258ZM97 47V48H96ZM99 47V48H98ZM112 47V46H111ZM122 47V49H121ZM134 47V46H133ZM133 47H130L133 49ZM136 47L134 48L135 50ZM165 47V50H170V49H166ZM176 47L174 49H176ZM185 47V46H183ZM212 47V46H211ZM244 47V46H243ZM249 44L247 47L244 48V50L247 48L249 49ZM95 48V49H94ZM108 48V47H107ZM114 48V47H113ZM139 48V47H137ZM178 48V47H177ZM186 48V47H185ZM227 48V52H231L229 50H231L229 48L228 50ZM237 48V47H236ZM102 49V48H100ZM109 49V48H108ZM115 49V48H114ZM121 49V50H120ZM183 49V48H182ZM181 49V50H182ZM240 49V48H239ZM239 49L238 52H239ZM259 49V48H257ZM110 50V49H109ZM117 50V48H116ZM128 50V49H127ZM143 50V49H142ZM160 50V51H159ZM184 50V49H183ZM182 50V52H183ZM188 50V49H187ZM242 50V48H241ZM240 50V52H241ZM251 49H249L248 52H250ZM129 51V50H128ZM133 51V50H132ZM178 51V53H177ZM247 51V50H246ZM252 51H254V49L252 48ZM251 51V52H252ZM256 51V49H255ZM253 52V56L254 54L256 53V57H259L257 52ZM99 52V54H98ZM110 52V53H111ZM158 52V53H157ZM164 52V51H162ZM170 52V51H169ZM170 52V53H172ZM237 52V51H236ZM236 52H235V55L236 56ZM247 52V53H248ZM250 52V54H252ZM260 52V50H259ZM114 53V54H113ZM167 53V52H166ZM175 53V54H174ZM180 53V54H179ZM184 53V52H183ZM264 53V51H263ZM121 54H125L124 56L121 55ZM134 54V53H133ZM160 54V53H159ZM230 54V53H229ZM250 54H248L249 56V59H250ZM104 54H102L103 56ZM114 55V56H115ZM121 55V56H120ZM140 55V53H139ZM231 55V54H230ZM120 56V57H119ZM123 56V57H122ZM135 56V54H134ZM190 56V55H189ZM232 56V55H231ZM252 56V55H251ZM252 58H255L256 57H253ZM97 57V59H96ZM104 57H107V56H104ZM109 57V55H108ZM233 57V56H232ZM114 58V61L116 59V57H113ZM112 58V59H113ZM134 58V57H133ZM240 58V57H239ZM251 58V62H253L254 60ZM95 59V60H93ZM110 59V58H109ZM155 59V60H154ZM200 59V58H199ZM202 61H203V57H201ZM200 59V60H201ZM219 59V58H218ZM111 60V59H110ZM127 60V59H126ZM139 60V59H138ZM237 60V59H236ZM240 60V59H239ZM253 60V61H252ZM92 61V62H90ZM94 61V62H93ZM174 61V60H173ZM212 61V60H211ZM214 61V60H213ZM226 61L225 60H218L217 62L215 61L214 63V67L212 68L211 71H213L212 73H216L218 69H220V66L224 64V62ZM257 61V60H256ZM90 63H92L91 66H89ZM109 62V61H108ZM198 59H197V63H198ZM124 63V62H123ZM156 63V62H155ZM156 63V64H157ZM196 63V64H197ZM98 64V63H96ZM138 64V63H137ZM202 62L199 63V65H201ZM101 65V64H99ZM98 65V66H99ZM107 65V64H106ZM211 65V64H210ZM209 65V66H210ZM89 66V67H88ZM102 67L104 65V63H102L101 65ZM113 66V65H112ZM135 66V65H134ZM140 66V65H139ZM197 66V65H196ZM213 66V65H212ZM95 67H97L95 65ZM103 67V68H104ZM130 67V66H128ZM128 67H127V70H128ZM201 67V66H200ZM92 68V67H91ZM90 68V69H91ZM114 68V67H113ZM112 68V69H113ZM146 68V66H145ZM149 68V67H147ZM151 68H152V65H151ZM203 69H205L203 66H202ZM78 71V75L81 73L80 75V78L77 77L78 75L76 74L77 70ZM89 70L90 73H87ZM131 69V68H130ZM144 69V68H143ZM201 69V68H200ZM207 70H209V68H206ZM75 70V72L73 71ZM116 70V68H115ZM132 70V69H131ZM140 70V68L138 69V71ZM73 71V72H72ZM85 72L86 74H82V72ZM87 71V72H86ZM130 71V70H128ZM177 71V70H176ZM203 70H199V72L201 73ZM93 72V73H92ZM137 72V71H136ZM145 72V71H144ZM73 73H75L77 77L75 80H77L76 84L71 80L72 76H73ZM205 73V72H204ZM211 73V74H212ZM262 73V72H261ZM74 74V75H75ZM121 74V72H120ZM140 74V73H139ZM198 74V72H197ZM202 74V73H201ZM209 74V73H208ZM217 74V73H216ZM264 74V73H263ZM263 74L261 76H263ZM127 75V74H126ZM132 75V73H131ZM199 75V74H198ZM197 75V76H198ZM116 76V75H115ZM122 76V75H121ZM125 76V75H124ZM123 76V77H124ZM129 76V75H127ZM174 76V75H173ZM186 76V75H185ZM209 75L207 76H202V79L204 77V80L205 81V78L206 80L208 79L207 77H209ZM74 77V76H73ZM119 77V76H117ZM116 77V78H117ZM122 77V78H123ZM138 77V76H137ZM184 77V76H183ZM182 77V78H183ZM196 77V76H195ZM212 78V75L210 76ZM209 77V79H210ZM264 77V76H263ZM115 78V79H116ZM126 78V76L124 77ZM173 78V77H172ZM214 78V76H213ZM179 79V78H178ZM198 79V78H197ZM194 77H191L189 79H186V81H184V84L182 83H178L177 81H168L164 86H157L158 89L160 88L161 92L163 95L166 94L167 92V89H170L171 92L173 94H177L178 92H181V89H183L184 87H186L188 89V91L191 93L194 91H197L198 87H191L190 88V85L191 84H194L196 82V80ZM201 79V80H202ZM107 80V81H106ZM112 80V78H111ZM114 80V79H113ZM112 80V83L115 81ZM136 80H139V79H136ZM211 80V79H210ZM262 80V79H261ZM264 80V79H263ZM73 83H72V82ZM125 81V80H124ZM202 81V82H203ZM209 81V80H208ZM117 82V81H116ZM131 82V81H129ZM261 82V81H260ZM107 83V84H108ZM123 83V82H122ZM209 83V82H208ZM207 82H204V84H208ZM115 84V83H114ZM118 84V83H117ZM146 84V83H144ZM157 84V83H156ZM160 84V83H159ZM196 85V84H195ZM194 85V86H195ZM106 87L108 85H105ZM104 86V87H105ZM149 86V84L147 85ZM103 87V88H104ZM146 87V86H145ZM144 87V91L146 90V88ZM153 88H156L153 86V84L151 85L150 84V89ZM206 87L207 85H205L204 90H206ZM90 90H89V89ZM110 88V87H108ZM202 88V89H203ZM87 89V90H86ZM95 89V88H94ZM98 90H100L99 88H96ZM106 89L108 90L106 92ZM149 89V88H148ZM147 89V90H148ZM157 89V88H156ZM201 89V90H202ZM86 90V91H85ZM89 90V91H88ZM146 90V91H147ZM203 90V91H204ZM103 91V90H102ZM153 91V90H151ZM187 91V90H186ZM187 91V92H188ZM141 92V91H140ZM91 93V94H90ZM145 93V92H143ZM148 93H150L149 91H147L145 94H146V97L149 95ZM113 94V95H112ZM151 94V93H150ZM120 95V94H119ZM141 95V94H140ZM223 95V94H222ZM111 96V97H110ZM134 96V94H133ZM142 96V95H141ZM144 96V94H143ZM156 96V94H155ZM113 97V98H112ZM144 96V98H146ZM112 100H111V99ZM119 98V97H118ZM142 97H140L141 99ZM144 98H142L144 100ZM150 98V97H149ZM154 98V97H153ZM178 98V97H177ZM114 99V100H115ZM139 99V98H138ZM140 100V101H143V100ZM148 97L146 98L145 101H147ZM111 100V101H110ZM129 100V99H128ZM110 101V102H109ZM144 101V105H146L147 103ZM139 102V100H135V101H132V103L130 104V106H128L129 108H127L128 110L132 111L133 112V109L134 107L136 106V103ZM74 104V105H73ZM109 105L110 104V110H112L110 113L109 111L107 110L109 106H105V105ZM138 104V103H137ZM113 105V104H112ZM215 105V104H214ZM164 107L165 105H161L160 107ZM208 106V105H207ZM114 107V106H113ZM156 107V106H155ZM210 107V106H209ZM212 107V106H211ZM216 107V106H215ZM219 107V106H218ZM107 108V109H106ZM146 108V106H145ZM204 108V107H203ZM202 108V109H203ZM223 108H226L225 106ZM229 108V107H227ZM106 109V110H105ZM144 109V108H143ZM141 111L144 112V110L146 111V109H144ZM160 109V108H159ZM205 109V108H204ZM135 110V109H134ZM163 110V108H162ZM206 110V109H205ZM204 110V111H205ZM215 110V108H214ZM217 110V109H216ZM227 110V109H226ZM194 111V110H193ZM192 111V112H193ZM199 112L198 113H201V111L203 110H197ZM116 112V111H115ZM122 112V111H120ZM147 112V111H146ZM145 112V113H146ZM162 112V111H161ZM196 112V111H195ZM206 112V111H205ZM140 113V114H141ZM149 113H152V112H149ZM227 113V112H226ZM118 114V113H117ZM120 114V113H119ZM123 114V113H122ZM124 114H126L124 112ZM166 114V113H165ZM195 114V113H194ZM192 113V115H194ZM196 114V115H197ZM225 114V113H224ZM67 115H70V118L67 116ZM143 115V113H142ZM146 115V114H145ZM190 115V114H189ZM90 117L89 118H81V117ZM119 118H120V115H118ZM191 116V115H190ZM227 116V115H226ZM125 118H123L121 116V118L123 119H120L121 120V128L124 126H129V125H132V123H136L137 120H139L141 117H134V118H131L128 116H124ZM193 117V116H192ZM192 117H190L192 119ZM195 117V115H194ZM225 117V116H224ZM81 118V119H80ZM108 118V120H106ZM118 118V119H119ZM90 120L91 123H88L87 124V121L86 120ZM190 119V120H191ZM196 119V118H195ZM227 119V118H226ZM88 120V121H89ZM117 120V119H116ZM142 120V119H141ZM154 120V119H153ZM107 121L108 124L105 125V122ZM146 121V120H145ZM144 122V121H143ZM152 122V121H151ZM150 122V123H151ZM213 124V123H212ZM153 125V124H152ZM210 125V123H209ZM78 126V127H77ZM106 126L107 130L103 132V128ZM151 126V124H150ZM52 127V128H51ZM59 127V128H58ZM63 127V128H62ZM111 127V125H110ZM123 127V128H124ZM214 127V125H213ZM216 127V126H215ZM113 128V127H112ZM117 128V127H116ZM120 128V127H119ZM120 128V129H121ZM122 128V129H123ZM126 128V127H125ZM217 128V127H216ZM51 129V130H49ZM56 129V132L58 133L59 131ZM80 129V131H81ZM74 130V129H73ZM84 130V129H83ZM86 130V129H85ZM205 130H208V135H209V126L207 129ZM65 131V130H64ZM76 131V130H75ZM91 131V132H90ZM212 131V130H211ZM77 132V131H76ZM84 132V131H83ZM87 133V132H86ZM213 131L211 132V135H212ZM78 134V133H77ZM85 134V133H84ZM111 134V133H110ZM205 134V133H204ZM216 134V133H215ZM182 136V135H181ZM217 136V135H216ZM215 136V137H216ZM55 137V136H53ZM111 139H115L116 136L114 137V135H111ZM206 137V136H205ZM214 137V136H213ZM220 137V136H219ZM264 137V136H263ZM98 138V137H97ZM186 138V137H185ZM184 138V139H185ZM208 138V137H206ZM42 139V140H41ZM71 139V138H70ZM69 139V140H70ZM109 139V138H108ZM192 139V138H191ZM211 139H212V136H211ZM260 139V137H259ZM263 139V138H262ZM86 140H90L88 137L86 138H83V137H79V138H76V139H71V141L75 144L76 142H78V144H82L84 143ZM93 140V139H92ZM112 140V141H113ZM169 140V139H168ZM187 140V139H186ZM200 140V139H199ZM208 140V139H207ZM216 140V139H215ZM67 141V142H65ZM94 141V140H93ZM96 141V140H95ZM94 141V142H95ZM262 141V140H261ZM65 142L66 145H63V143ZM70 142V141H69ZM68 142V143H69ZM71 142V143H72ZM111 142V141H110ZM181 142H185L184 141H181ZM192 142V141H190ZM29 143V144H27ZM31 143V144H30ZM56 143H61L60 145H56ZM72 143V144H73ZM202 143V142H201ZM9 144V145H8ZM77 144V143H76ZM86 144V143H85ZM125 144V143H124ZM191 145V144H190ZM189 145V147H190ZM204 145V144H203ZM202 145V146H203ZM209 145V144H208ZM262 145V144H261ZM256 146V147H252L253 149L250 151H246V153L243 155H236V156H232V157H229L231 155L228 156V153L226 154V151L224 153H220L218 154L217 156H215L213 158V162L211 163L214 167V170H212V175H213V179L215 180L216 182V185L217 187L219 188V192L216 193V194H213V196H209L210 195V191L206 192L205 195H202V196H209L207 197V203L206 205H211L212 202L218 204L220 207H219V211L217 213H219L217 215V213L215 214V218H212V217H208V215L210 214L209 212L204 211L202 216L200 215L201 212L204 210L202 209L201 212L198 213V210H197V215L194 216L193 214V217L187 219L186 217V220H181V216H177L179 214V210H182L181 208L184 206L185 207V204L182 203L183 200L180 199V197L182 196L183 193H185V191L181 190L182 193L178 195V197L176 196V199L175 201H178V202H175V207H173L174 203H170L172 205V209H174V211L176 210V216L175 218L173 219H170L168 220V222H166L165 224V227L163 226V228H165V235L167 237H177L179 236V234L181 235H185L186 233L184 232H187L185 229L189 230L190 228H193L195 227V230L197 228V232L195 233L193 231V233L195 234H191L190 231L189 234H186L185 236H187V240H181V238H184V236L180 237L179 240H173L172 239V242H178V249L179 251H176L178 252L177 254L173 255V257L171 258V260L174 262V264H264V240H254V241H250V240H237L236 241V244L233 246V247H230L228 246V242L227 240H220L221 237H222V234H224L223 232H226V228H228L229 225H240L242 224V222H244V220H247V217L246 216H249V215H244L243 212H241L240 210H237L238 208H240L241 206H237L235 203L232 202L231 199H225L224 198V194H222L221 192V187H222V184L220 182V175H222L223 173V170H224V167L226 164H228L229 162H235V161H241V160H245L248 158H251V155L254 154V152H263L264 151V145L262 146ZM95 146V145H94ZM126 146V145H125ZM124 146V147H125ZM252 146V145H251ZM33 147V150H31V148ZM57 147V148H56ZM123 147V146H121ZM123 147V148H124ZM136 147V146H135ZM185 147V146H184ZM188 147V148H189ZM191 147H194L193 144ZM189 148L192 150V148ZM201 147V146H200ZM48 148V149H47ZM62 148V149H63ZM69 149V147H67ZM67 148H66V155H64V159L62 158V161L58 162V165L56 166L55 169L51 170V169H48L49 171H52L50 172V177H47L45 182H44V185L46 187V183H49V184H52L56 186V194L54 193L51 198H49L50 196H43V200L39 201L41 202V204H38L37 205H41L43 206V209L46 208V206H50L51 207V203H55L56 206H57V209L56 207H54L58 212V214H54L55 213V209H54V212L52 214L56 215V216H52L51 214V218L50 219H44L47 215L48 212L45 213V217H42V213L45 212L44 211H39V215H40V221L37 222V221H33L34 225L32 227L31 230H27V232H24V234L22 235V239L24 241H27L25 240V238L29 237H37L38 239H36V243L35 245L32 244L33 247H30L33 248V250H30L32 251V255L29 253V250L27 251H24L25 252V255H26V252L29 253L30 255L28 256V258L30 257V259L32 261H30L31 263H34L35 261H37L39 258V254H42V253H49L51 252L50 250H52L54 248V243H57L59 241L58 240H40L41 238H45L47 236H49V234H54V233H61L62 236H59L61 238H66L68 240H64V241H61L63 244H61V242H58L59 243V252L63 255V257H65L64 260H61V263L62 264H112L111 262H115L116 261V264H120L119 262L122 261L123 259L121 258H125L123 257H120L118 260L119 262H117V260L113 259L110 254H112V256L114 255L113 253H117V252H121L123 250H127L128 247H129V243H127L129 240H122L120 241V239L118 240V235H116L117 237V240H111V238H114L115 235L111 236V235H108L106 238L108 240H95L97 238H95V233H92L94 236H92V239H91V236L88 235V237H86L87 239H90L89 240H83L84 238L82 237V240H80L81 238L79 236H81V234L83 233V231L80 233L79 231L81 230V228L85 227L84 224L82 223L81 224V220L84 218V215L86 213V209L85 208H88L86 206H88L87 204V200L91 195H98L100 194L102 191H107L110 195H111V200L112 202L114 203V205L116 207H119V206H122V202H121V199L123 198L125 200V204L126 206L128 207V213L126 214V216H124L123 218L121 217V219L119 220H115L113 221L114 224H112V228L111 230H115L116 228H125L127 229L128 227L132 226L133 225V221L135 219V216L133 214V210H132V203H131V198L136 196L138 199H141L143 198L144 196H146V192L144 191L145 188L144 187H138L133 183L132 181V177L130 178V176H126L124 177V179H122L123 177V172H121V168L119 170L118 165L119 167L121 166L122 164V156H116L115 153L114 154H111V152H108L106 153V151L103 150L102 147H99V149L97 151H94V153L92 154H86L85 152L84 153H81L80 152H77L76 150V147L73 148V149H70L67 151ZM98 148V147H97ZM225 148V147H224ZM228 148V147H227ZM235 148V147H234ZM237 148V147H236ZM244 148H245V145H244ZM251 148V147H250ZM17 149V148H15ZM23 149V147L21 148ZM52 151H51V150ZM65 149V148H64ZM157 149V148H156ZM195 149V148H194ZM198 149V148H197ZM204 149V148H203ZM249 148H247L248 150ZM34 150V151H35ZM80 150V149H79ZM85 150V149H84ZM111 150V149H110ZM165 150V149H164ZM244 149H242L243 151ZM32 151V152H30ZM40 151V150H39ZM43 151V150H42ZM137 151V150H136ZM195 151V150H194ZM241 151V150H240ZM44 152V151H43ZM46 152V151H45ZM92 152V151H90ZM193 152V151H191ZM196 152V151H195ZM203 152V151H202ZM223 152V151H222ZM49 153V152H48ZM49 153V154H50ZM64 153V152H63ZM27 154V155H26ZM57 154V153H55ZM170 154V153H169ZM186 154V153H185ZM191 154V153H190ZM189 154V155H190ZM28 155H31V156H28ZM114 155L117 157L115 159ZM143 155V154H142ZM158 155V154H156ZM204 155V154H203ZM202 155V156H203ZM47 156V155H45ZM50 156V155H49ZM48 156V158H49ZM61 156V155H60ZM136 156V155H135ZM133 156V157H135ZM140 156V155H139ZM197 156V155H196ZM149 157V156H148ZM151 157V156H150ZM149 157V158H150ZM156 156L154 155V158ZM47 158V159H48ZM50 158H53V157H50ZM264 158V152L261 153L260 155H258L257 157H253L251 159H253L254 161V164L259 162L260 160L262 161V159ZM15 159V158H14ZM13 159V160H14ZM44 159V158H43ZM46 159V158H45ZM143 159V158H142ZM157 159V158H155ZM212 159V158H211ZM210 159V160H211ZM149 160V159H147ZM41 161V160H40ZM44 161V160H43ZM49 162V159L47 160ZM52 161V160H50ZM58 161V160H57ZM53 162V161H52ZM105 162V163H104ZM25 163V161H24ZM41 163H44V162H41ZM56 163V162H54ZM52 163V164H54ZM104 163V164H102ZM124 163V162H123ZM244 163V162H243ZM6 164H8L9 166L6 167ZM21 164V163H20ZM47 164V163H46ZM51 164V163H50ZM49 164V165H50ZM51 164V165H52ZM106 164V165H105ZM99 165H104L106 168L105 169H101L104 168V166H101V167H98ZM124 165V164H123ZM40 167V165H39ZM37 166V168H39ZM52 167V166H50ZM91 167V168H90ZM92 167L93 169H96L97 167L99 169H101L100 171V174H99V171H97L96 173V176L94 177L93 175H95L94 171L93 170V173H92ZM96 167V168H94ZM135 167V166H134ZM25 168V167H24ZM27 168V167H26ZM36 168V167H35ZM54 168V167H53ZM91 170V173L89 172V169ZM127 168V167H126ZM130 168V167H129ZM136 168V167H135ZM98 169V170H99ZM123 169V168H122ZM128 169V168H127ZM126 169V170H127ZM8 170V171H7ZM15 170V169H14ZM47 170V165H46V169ZM55 170V171H54ZM129 170V169H128ZM132 170V169H130ZM136 170V169H135ZM154 170V169H153ZM152 170V171H153ZM156 170V169H155ZM34 171V170H33ZM37 171V170H36ZM44 171V170H43ZM48 171V172H49ZM88 171V172H86ZM125 171V170H124ZM13 172V170H12ZM38 172V171H37ZM46 172V171H45ZM157 172V170H156ZM14 173V172H13ZM12 173V174H13ZM29 173V172H28ZM34 173V172H33ZM32 173V174H33ZM36 173V172H35ZM201 173V172H199ZM231 173V172H230ZM15 174V173H14ZM27 174V173H26ZM31 174V172H30ZM42 174V173H41ZM46 174V173H45ZM53 174V175H51ZM155 174V172H154ZM154 174H151L150 175L154 176ZM162 174V173H161ZM11 175V174H9ZM23 175V174H22ZM37 175V174H34V176ZM43 175V174H42ZM91 175V176H89ZM122 175V176H120ZM157 175V174H156ZM26 176V175H25ZM30 176V175H29ZM38 176V175H37ZM46 176V175H45ZM148 176V175H147ZM164 176V175H163ZM161 176V177H163ZM205 176V175H204ZM11 177V176H9ZM119 179H122L121 181H123L124 183L123 184H119V185H114L113 184V180L115 178H118ZM121 177V178H120ZM153 177V179H154ZM161 177H158V175L155 177V180H148L147 184L146 182L143 183V181H139L135 180V183L136 181H139V183L137 182V184H146L148 186L147 189L150 190V192L155 195V189L157 187H164L166 186V181L164 178H161ZM168 177V176H167ZM177 177V176H176ZM175 177V178H176ZM2 178V180H1ZM23 178V176H22ZM29 178V177H27ZM38 178L39 180V176L38 177H35V179ZM83 180H82V179ZM85 178V179H84ZM166 178V177H165ZM26 179V178H25ZM42 179V178H41ZM179 179V178H178ZM181 179V178H180ZM7 180V179H6ZM16 180V179H15ZM21 181H23L22 179H20ZM28 180V179H26ZM34 180V179H33ZM43 180V179H42ZM125 180V181H124ZM20 181V182H21ZM81 181V182H80ZM117 181V180H116ZM12 181L9 182V185H11V188H12V184H11ZM19 182V179L13 183H17L15 184V186H17L19 188L20 186V182ZM33 182V181H32ZM36 182V181H35ZM39 182V181H37ZM36 182V183H37ZM80 182V183H79ZM141 182V183H140ZM182 182V181H181ZM25 183V182H24ZM22 183V184H24ZM29 182H26L25 184H27ZM31 183V182H30ZM35 183V184H36ZM148 183H150L148 185ZM183 183V182H182ZM21 184V185H22ZM32 184V183H31ZM35 184L32 185L31 188H35L37 187ZM41 184V183H40ZM48 184V185H49ZM257 184V183H256ZM263 184V183H262ZM7 185V186H6ZM5 185V187L3 186L4 189L6 190H9L10 186L8 185V183ZM35 185V186H34ZM47 185V187H49ZM258 185V184H257ZM256 185V187H257ZM260 185V184H259ZM30 186V185H29ZM42 187V184L39 185ZM54 186V188H55ZM142 186V185H141ZM145 186V185H144ZM146 186V187H147ZM255 186V185H254ZM261 186V187H260ZM258 186V189L259 188H262L261 189H257V188H254L255 190L257 191H260V194L259 192V195H261V197L263 196L264 197V184L263 185H260ZM0 187V191L2 192L3 189H1ZM9 187V188H8ZM44 187V186H43ZM50 187H53L52 185ZM49 187V188H50ZM209 187V186H208ZM16 188V187H15ZM40 188V187H39ZM17 189V188H16ZM208 189H211V188H208ZM10 190H14V184H13V189H10ZM10 190H9V193H10ZM19 190V189H17ZM30 190V188H29ZM43 190V189H42ZM48 190V188L46 189ZM135 190H138L139 191V194L137 193H134ZM249 190V189H248ZM5 191V190H4ZM3 191V192H4ZM195 191V190H194ZM206 191V190H205ZM254 191V190H253ZM8 192V191H7ZM16 192V191H15ZM40 193L42 192L41 190L39 191ZM44 192V190H43ZM47 192V191H45ZM14 193V192H13ZM251 193V192H250ZM204 194V193H203ZM256 194V193H255ZM200 194L198 195L199 196V200H201L203 202V197L201 196ZM35 196H38V195H35ZM40 196V195H39ZM93 197V196H92ZM91 197V198H92ZM97 197V196H96ZM135 197V199H137ZM225 197L227 198V195H225ZM262 197V199H263ZM38 198V197H37ZM156 198V196H155ZM175 198V197H174ZM173 198V199H174ZM183 198V196L181 197ZM202 198V199H200ZM198 199V198H197ZM156 200V199H155ZM181 200V201H180ZM231 200V201H230ZM28 201V200H27ZM30 201V200H29ZM165 201V200H164ZM172 201V200H171ZM32 202H35L31 201ZM157 202H158V199H157ZM200 201H198L199 203ZM201 202V203H202ZM211 202V203H210ZM229 202H231L232 204H230ZM263 202V200H262ZM28 203V202H26ZM30 204V206L33 204ZM185 203V202H184ZM199 203V204H201ZM244 203V202H243ZM247 203V202H246ZM22 204H25L24 202ZM54 204V205H55ZM241 204V203H239ZM36 206V203L34 204ZM235 205L238 207L234 208ZM264 205V204H263ZM30 207L31 210H33V207ZM40 206V210L42 209V207ZM53 206V205H52ZM157 206V205H156ZM160 206V205H159ZM163 206V205H162ZM166 206V205H165ZM170 206V205H169ZM204 206V205H203ZM21 207V206H20ZM19 207V208H20ZM24 207V206H23ZM21 207V210L22 208ZM28 207V206H27ZM26 207V208H27ZM100 207V206H99ZM103 207V206H102ZM124 207V206H123ZM137 207V205H136ZM135 207V208H136ZM152 207V206H151ZM158 207V206H157ZM156 207V208H157ZM183 207V209H184ZM211 206H209L208 208H210ZM248 207V205H247ZM18 208V209H19ZM24 208V210L26 209ZM37 208V207H36ZM39 208V207H38ZM119 208H122V207H119ZM167 210H165V208L163 209L162 208H159V210L157 211H160V213H156L155 216L156 217H160L161 215L164 216V217H167L168 215L170 216V212H169V209L168 207H166ZM171 208V207H170ZM207 208V209H208ZM35 209V207H34ZM49 209V208H48ZM53 209V208H52ZM50 209V210H52ZM126 209V208H125ZM152 209V208H151ZM163 209V210H162ZM187 209V208H186ZM31 210H27L26 209V212L28 213L29 211ZM171 210V209H170ZM222 210V211H221ZM19 213H20V210H18ZM37 211V213H38ZM48 211V210H47ZM136 211V210H135ZM210 211V209H209ZM221 211V212H220ZM258 211V209H257ZM260 211V210H259ZM24 212V213H26ZM42 212V213H41ZM154 212V211H153ZM190 212V211H189ZM208 214L206 215L205 214ZM18 214V212H16ZM13 212V215L16 214ZM88 213V212H87ZM137 213V211H136ZM174 213V214H175ZM264 213V212H263ZM12 214V212H11ZM172 214V213H171ZM259 214V213H257ZM25 215V214H24ZM29 215V214H28ZM31 215V214H30ZM38 215V216H39ZM180 215V214H179ZM189 215V213H188ZM200 215V217H199ZM204 215V216H203ZM206 215V216H205ZM23 216V215H22ZM187 216V215H186ZM190 216V215H189ZM192 216V215H191ZM13 217V216H12ZM15 217V216H14ZM18 217V215H17ZM88 217V216H87ZM184 217V216H182ZM198 217V218H197ZM23 218V217H21ZM39 218V217H38ZM142 218V216H141ZM27 222L30 220V218H27ZM256 218L254 219H248L247 223H245L243 225V228H246L247 226H249L250 224L252 223H258V221L255 220ZM259 219V218H258ZM22 220V219H21ZM35 220V219H34ZM39 220V219H38ZM19 221V220H18ZM17 221V222H18ZM32 221V220H31ZM138 221V220H137ZM140 221V220H139ZM20 222V221H19ZM37 222V223H36ZM263 222V221H262ZM25 223H26V220H25ZM140 223V222H139ZM264 223V222H263ZM27 224V223H26ZM29 224V223H28ZM20 225H21V222H20ZM29 225H32L31 223ZM264 225V224H263ZM262 225V226H263ZM25 226V225H24ZM82 226V227H81ZM111 226V225H110ZM257 226V225H256ZM26 228H29L30 229V226L26 227ZM80 228V229H79ZM264 228V227H263ZM21 229V228H20ZM79 229V230H78ZM18 230V228H17ZM26 230V229H25ZM104 230V229H103ZM118 230V229H116ZM115 230V231H116ZM185 230V231H184ZM191 230V229H190ZM199 231H202L204 230V232H208L210 231L211 232V236L207 239H204V235H202V233H199ZM19 231V230H18ZM18 231H16L17 233V237L20 235V231H19V234H18ZM78 231V232H77ZM106 231V229H105ZM108 231H109V226H108ZM107 231V232H108ZM122 231V230H121ZM88 232V231H87ZM93 232V231H92ZM101 232V231H100ZM89 233V232H88ZM91 233V232H90ZM89 233V234H90ZM112 233V231L110 232ZM77 234V235H76ZM85 234V233H84ZM100 234V233H99ZM227 234H229V232L227 231ZM33 235V236H32ZM79 235V236H78ZM86 235V234H85ZM121 235V234H120ZM178 235V236H177ZM231 235V234H230ZM234 235V234H233ZM122 236V235H121ZM142 236V235H141ZM34 237V238H35ZM77 237H79L80 239H78ZM115 237V238H116ZM153 237V236H152ZM20 238V239H21ZM60 238V239H61ZM105 238V239H106ZM169 238V240H170ZM33 239V238H32ZM69 239H72V240H69ZM166 239V238H165ZM31 240V239H30ZM134 241V240H133ZM141 241V240H140ZM232 241V240H231ZM130 242V241H129ZM143 242V241H142ZM152 242V241H151ZM170 242V241H169ZM234 242V240H233ZM53 243V244H52ZM171 243V242H170ZM54 245V246H51ZM62 246H61V245ZM144 244V243H143ZM165 244H168V241L167 243ZM231 244V243H230ZM152 245V244H150ZM170 245V244H169ZM131 246V245H130ZM136 248H137V245H134ZM142 246V245H140ZM148 246V245H147ZM29 247V246H28ZM52 247V248H51ZM139 247V246H138ZM156 247V246H155ZM159 247V246H158ZM165 247H168V246H165ZM56 248V247H55ZM132 248V247H131ZM135 248V249H136ZM148 248V247H147ZM147 248H143L144 249H147ZM29 249V248H28ZM141 249V248H140ZM140 249H137L140 251ZM151 249V247H150ZM148 248V252L150 250ZM22 250V249H21ZM57 250V249H56ZM142 250V249H141ZM158 250V248L156 247L154 253ZM177 250V249H176ZM34 251V252H33ZM54 251V250H52ZM136 251V250H135ZM145 251V250H144ZM23 252V254H24ZM127 251H125V254H126ZM141 254H142V251H140ZM138 252V253H140ZM158 252H160L158 250ZM157 252V253H158ZM58 253V254H60ZM107 253V254H105ZM128 253V252H127ZM131 253V252H130ZM2 254V253H1ZM0 254V264H10V262L8 261L7 258H9V256L7 257L6 254H5V258L4 256H2ZM19 254V253H18ZM22 254V253H21ZM57 254V253H56ZM109 254V255H108ZM150 253L143 254L144 255H149ZM15 255V254H14ZM28 255V254H27ZM110 257L112 260H110V262L106 259L108 258L107 257ZM128 255V254H127ZM137 255V253H136ZM153 253H151V257H152ZM156 255V254H155ZM154 255V257H156ZM24 256V255H23ZM21 255V260H22V257ZM106 256V258H105ZM142 256V255H141ZM27 257V256H26ZM119 257V255H118ZM130 255H128V257H126L125 260H123L122 262L124 263H129L131 264L129 261H132L131 258L129 259ZM132 259H133V255L131 256ZM136 256H134L135 258ZM145 257V256H144ZM143 257V258H144ZM147 257V256H146ZM18 258V257H17ZM20 258V257H19ZM38 258V259H37ZM108 258V259H110ZM117 258V257H116ZM148 258V257H147ZM43 259V258H42ZM49 259V258H48ZM121 259V260H120ZM136 259V258H135ZM134 259V261H135ZM142 258H140V261H141ZM149 259H153L149 257ZM159 260H161L160 258H158ZM164 258H162L161 262L163 261ZM24 262H22L23 264H27L25 261V259H23ZM127 260V262H125ZM139 260V259H137ZM144 260V259H143ZM146 260V259H145ZM145 264H155L156 263V260H152V262L150 261H145ZM170 260V261H171ZM142 262V261H141ZM143 262V263H144ZM149 262V263H148ZM164 262V261H163ZM136 263V262H135ZM138 263V262H137ZM165 263V262H164ZM18 264V263H17ZM38 264V263H37ZM114 264V263H113ZM123 264V263H121ZM140 264V263H139ZM157 264L158 263V260H157ZM163 264V263H162ZM173 264V263H172Z\"/></svg>",
	"mask_w": 264,
	"mask_h": 264
}]
</instances>
